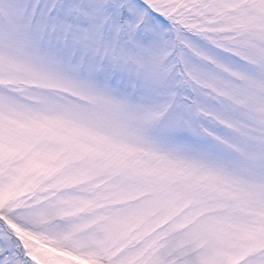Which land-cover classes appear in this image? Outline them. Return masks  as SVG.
Returning <instances> with one entry per match:
<instances>
[{
    "label": "snow or ice",
    "instance_id": "snow-or-ice-1",
    "mask_svg": "<svg viewBox=\"0 0 264 264\" xmlns=\"http://www.w3.org/2000/svg\"><path fill=\"white\" fill-rule=\"evenodd\" d=\"M0 264H264V0H0Z\"/></svg>",
    "mask_w": 264,
    "mask_h": 264
}]
</instances>
